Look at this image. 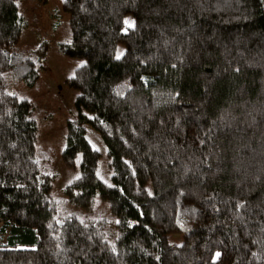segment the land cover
Segmentation results:
<instances>
[{
    "label": "trees",
    "instance_id": "trees-1",
    "mask_svg": "<svg viewBox=\"0 0 264 264\" xmlns=\"http://www.w3.org/2000/svg\"><path fill=\"white\" fill-rule=\"evenodd\" d=\"M16 2L0 0V264H264V0H62L59 49L84 60L67 81L79 117L62 153L67 165L81 154L80 177L63 193L84 210L106 201L112 242L60 217L38 170L32 106L13 89L38 80L13 51Z\"/></svg>",
    "mask_w": 264,
    "mask_h": 264
},
{
    "label": "rangeland",
    "instance_id": "rangeland-1",
    "mask_svg": "<svg viewBox=\"0 0 264 264\" xmlns=\"http://www.w3.org/2000/svg\"><path fill=\"white\" fill-rule=\"evenodd\" d=\"M62 0H17L18 15L22 30L13 51L30 59L38 72V80L31 87L17 84L13 89L19 98L27 99L32 106L31 119L36 124L35 160L39 172L51 181V199L60 217L74 216L80 221L96 225L105 238L112 242L117 236L116 218L109 204L94 198L92 207L84 210L71 205L63 191L66 186L80 177L81 154L75 156L72 165L62 160L67 137V125L78 120L79 110L75 105L78 94L67 81L73 77L76 68L83 62L80 58L64 55L59 45L70 42L71 33L68 15L61 9ZM133 19L125 18V24L132 26ZM123 51L117 46L115 57ZM85 138L100 157L96 175L105 184L111 185L112 169L109 166L107 149L99 134L89 125H84ZM168 242L179 244L181 235H170Z\"/></svg>",
    "mask_w": 264,
    "mask_h": 264
},
{
    "label": "snow or ice",
    "instance_id": "snow-or-ice-1",
    "mask_svg": "<svg viewBox=\"0 0 264 264\" xmlns=\"http://www.w3.org/2000/svg\"><path fill=\"white\" fill-rule=\"evenodd\" d=\"M130 26H131V25H130ZM217 255H219V253H218Z\"/></svg>",
    "mask_w": 264,
    "mask_h": 264
}]
</instances>
